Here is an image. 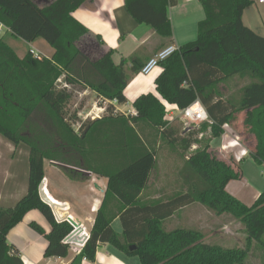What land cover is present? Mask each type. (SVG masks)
Returning <instances> with one entry per match:
<instances>
[{
	"label": "trees",
	"instance_id": "obj_1",
	"mask_svg": "<svg viewBox=\"0 0 264 264\" xmlns=\"http://www.w3.org/2000/svg\"><path fill=\"white\" fill-rule=\"evenodd\" d=\"M86 1L0 0V23L11 36L28 44L42 40L54 50L51 59H39L31 51L19 59L0 37V136L14 146L28 147L26 193L12 207L0 208V264H23L7 234L32 210L50 226L45 233L35 222L29 223L47 242L44 258L68 255L69 246L63 240L73 228L57 222L38 195L45 161L58 165L72 180H85L86 172L107 179L105 198L114 196L119 203L116 212H105L103 206L98 210L89 239L70 264L95 263L102 244L137 257L140 264H245L246 250L208 243L195 229L164 230V221L194 204L215 217L237 220L247 234V245L254 241L262 249L264 264V191L250 207L231 196L226 185L242 179L241 161L210 147L225 126L235 133L239 126L241 134L253 142L248 156L264 165V36L242 21L251 0H200L205 17L197 24L196 39L160 63L162 71L154 81L157 95L139 96L132 104L135 115L131 119L114 120L110 106L105 110L111 111L109 117L82 123L76 114L72 120L66 118L72 86L83 84L99 98L123 105L131 75L142 68L137 59L131 60L128 72L124 61L116 65L101 37L73 18ZM124 3L137 24L151 27L163 41L171 42L167 9L177 0ZM230 79L233 84H246L224 95L220 87ZM162 101L179 110L199 101L208 118L184 127L183 135L180 128L167 126ZM38 114H43L44 125L52 124L53 131L32 123ZM141 121L159 129L156 140L142 138L134 126ZM201 127L210 132L203 144ZM156 143L159 148L164 144L174 148L184 160L177 169L180 191L166 201L141 205L139 195L158 169ZM194 146L198 147L187 155ZM115 217L121 233L111 228Z\"/></svg>",
	"mask_w": 264,
	"mask_h": 264
},
{
	"label": "crops",
	"instance_id": "obj_2",
	"mask_svg": "<svg viewBox=\"0 0 264 264\" xmlns=\"http://www.w3.org/2000/svg\"><path fill=\"white\" fill-rule=\"evenodd\" d=\"M124 1L87 0L72 16L93 35L101 37L105 50H112L114 63L119 65L120 62L124 61L127 72L131 68L132 59H137V66L141 67L159 50L168 45H175L179 48L184 44L194 41L197 34V24L205 17L200 0H177L175 6L167 9V16L172 27V39L168 43L157 36L151 27L137 24L127 12ZM242 21L246 27L257 35L264 36V2L260 3L259 0H251V5L243 12ZM1 37L15 53V47H18L19 43H23L29 47L28 49L33 51L34 54L37 53L36 49L32 47L34 45L42 49L50 57L54 53V50L42 40L28 44L22 40L15 39L9 31H4ZM16 55L19 59L24 57V55L20 56L17 53ZM115 57H117V61L114 60ZM161 71L162 69L159 68V70L146 77L139 76V73L131 75L124 92L127 102L123 105L117 104V112L126 111V117L129 115L134 116L133 113L135 111L132 104L139 96L147 93H152L156 96L154 81ZM231 81L230 79L228 84H223V88L220 87L224 95H229L235 89L238 90L246 84L245 81H240V84L239 82L233 84ZM161 103L167 104L163 101ZM167 105L169 108L174 107L169 104ZM173 114L174 112L170 113V115ZM96 118L98 117L91 118V120ZM223 130L224 133L220 138L211 140L210 147L218 148L222 153L231 154L236 162L243 161L248 157L247 149L238 144L236 147L235 144L237 142L230 140L235 137L234 131L230 127L225 126ZM152 146L154 147L153 143ZM155 148L157 152V164L158 159L163 158L162 160L168 166V169L165 170L166 175L171 174L173 187L177 186L179 188L177 169L180 165L175 151L165 144L159 148L158 143H156ZM195 149L196 147L194 146L191 151ZM45 162L44 190L54 204L62 206L58 210L59 215L69 216L86 232L90 233L96 214L102 206L105 212H116L117 207H119L118 200L114 196L105 198L107 179L94 174H90L89 176L85 174L86 179L83 181L72 180L58 165L50 162H48V167L51 171L49 174H46ZM164 176L165 174L161 172L158 165V169L154 176L150 178L148 186L140 193L138 204L152 205L157 200L166 201L171 196L173 192H169V190L165 191L166 188L164 187L169 185L165 184V182L163 184L162 179ZM25 178L27 179V172L25 173ZM233 182L235 181H231L226 185V191H228L229 185H232ZM16 193L13 191L10 193L0 191V208L12 207L20 198L17 197ZM22 194L24 195V191ZM233 195L236 196L235 194ZM258 196L259 193L256 192L252 197L253 200L255 201ZM197 205L194 204L181 210L180 213L183 212V214L189 211L182 217L180 213H177L172 218L164 221L162 223L164 230L182 228L195 229L201 232L202 216L203 214L207 215L208 212L204 208L196 207ZM199 207L202 206L200 205ZM31 222L38 224L45 233L50 231V226L43 216L38 211L32 210L7 234L8 243L18 251L23 264H70L78 252L72 246L69 247L68 255L65 258H44L43 254L47 242L41 235L29 228V223ZM111 228L116 233H121L122 228L118 217L112 220ZM82 264H140V262L137 257H128L113 246L102 244L97 247L95 263L83 261Z\"/></svg>",
	"mask_w": 264,
	"mask_h": 264
},
{
	"label": "rangeland",
	"instance_id": "obj_3",
	"mask_svg": "<svg viewBox=\"0 0 264 264\" xmlns=\"http://www.w3.org/2000/svg\"><path fill=\"white\" fill-rule=\"evenodd\" d=\"M1 37V36H0ZM42 42V41H40ZM18 47H15L16 53L20 56L26 55L30 50L26 45L23 43H19ZM36 49L37 53L33 54L34 57H38L39 59H51V57L46 54L42 49L37 46H32ZM14 51V50H13ZM32 52V51H31ZM15 53V54H16ZM113 58V57H112ZM117 61V57L114 58ZM62 78V77H61ZM62 81V80H60ZM234 83V82H233ZM59 88L62 86V83H57ZM87 90L85 93L84 91ZM72 92V98L68 102L65 107L66 118L72 120V116L76 114V117L79 122H86L91 120V117L98 116L96 119H101L105 117H109L111 111L105 112V110L112 106V114L114 116V120L117 118L128 119L132 117L129 115L126 117V111L117 112V103L109 102L107 100H103L99 98L93 91L86 89L83 84L77 83L76 85L70 88ZM165 116L164 121H166L167 126L178 127L181 130L186 127L184 121L181 120L180 115L177 111L172 109L166 110L164 104ZM99 107H103L104 111L100 112L98 109ZM167 112V113H166ZM171 112H174L173 115H170ZM91 116V117H90ZM94 119V120H96ZM44 116L43 114H38L37 117L32 118V123L34 122L37 125H44L43 121ZM46 120V119H45ZM47 121V120H46ZM47 124H50L48 121ZM139 125H134L135 128L140 131L142 138H147V140H156L157 134L159 133V129L154 128L153 126L149 125L145 121H141ZM48 129L54 130L52 124L51 125H44ZM193 126V125H191ZM74 130V127H73ZM196 132L197 129L195 130ZM233 131V130H232ZM238 133L234 132V138H229L230 140H235L237 142L235 146L238 144L241 147L253 148V142L251 138L249 139L246 135L243 136L241 134V127L237 126ZM202 138V144L207 143L210 139V132L208 128L200 129ZM28 135V132L25 131L24 134ZM182 134L184 135V131L182 130ZM241 135V136H240ZM56 135H54L55 137ZM157 136V137H156ZM239 138H238V137ZM30 138V135H28ZM146 140V139H145ZM165 140V139H164ZM242 140V141H241ZM250 140V141H249ZM200 146V145H199ZM198 146H196L197 148ZM237 147V146H236ZM172 148V147H170ZM193 148V147H192ZM192 148L188 151L187 155L193 153ZM174 149V148H173ZM172 149V150H173ZM175 150V149H174ZM173 150V151H174ZM228 151V150H227ZM27 156H28V147L26 145L19 144L18 146H14L11 143H8L7 140L3 139L0 136V191L10 192H17V197L21 199L26 193V178L25 173L27 172ZM163 158L158 159V165L160 166L161 172L165 174L162 181L163 184L169 185L165 191L173 192L171 195L178 193L180 190L177 186L173 187V178L170 176L171 174L166 175L167 163L162 160ZM179 165L184 161L182 157L178 156ZM48 161L45 162V170L46 174H49L51 171L48 167ZM166 167V168H164ZM239 169L241 171L242 179L235 181L232 185L228 187V193L238 199L241 203L245 206L250 207L253 203V195L258 192L259 194L264 191V165L256 164L250 156L246 157L243 161H241L239 165ZM165 172V173H164ZM8 173V174H6ZM237 191V192H235ZM235 194L236 196H234ZM14 195V194H13ZM21 195V196H20ZM23 195V196H22ZM18 199V200H19ZM198 204L196 207H199ZM189 211H186L185 214L180 213V216H184ZM201 232L205 237V241L208 243L219 244L226 248H239L247 251V257L245 260V264H263V253L262 249L258 244L254 241L247 245V234L244 231L243 226L234 218L232 217H215L212 213L203 214L202 216V223H201ZM264 241V236H263Z\"/></svg>",
	"mask_w": 264,
	"mask_h": 264
},
{
	"label": "built area",
	"instance_id": "obj_4",
	"mask_svg": "<svg viewBox=\"0 0 264 264\" xmlns=\"http://www.w3.org/2000/svg\"><path fill=\"white\" fill-rule=\"evenodd\" d=\"M259 2L262 3L264 2V0H259ZM4 31H7V30L0 23V36L2 35ZM177 50L178 48L175 45H168L164 47L163 49L159 50L152 58H150L142 66L138 75L143 76V77L150 76L155 71L159 70V68H161L160 67L161 62L165 61L172 54L177 52ZM32 53L34 54L33 51ZM59 83H61V81H59ZM113 102L116 103L115 101ZM165 106H167L166 107L167 111L168 109L177 111L180 115L181 120L184 121V123L186 124L185 125L186 127L203 123L208 118L204 107L199 101H195L194 103H192L190 106H188L184 110H179L176 106H174L173 108H169L167 104H165ZM98 109L100 110V112L104 111L103 107H99ZM133 115H135V112L133 113ZM95 117H98V116H95ZM88 239H89V232H86L82 227H81V231L80 230L76 231L73 228L72 232L69 235H67V237L63 240V243L67 244L69 247L71 246L74 247L76 251L79 252L84 247Z\"/></svg>",
	"mask_w": 264,
	"mask_h": 264
},
{
	"label": "water",
	"instance_id": "obj_5",
	"mask_svg": "<svg viewBox=\"0 0 264 264\" xmlns=\"http://www.w3.org/2000/svg\"><path fill=\"white\" fill-rule=\"evenodd\" d=\"M86 175H90V173H85ZM38 195L40 200L46 204L47 206H49V208L52 211V214L55 218V220L57 222H68L76 231L80 230L81 231V227L78 223H76L74 220H72L69 216H61L58 213V210L62 208V206L58 205V204H54V202L47 196L45 190H44V181L42 180V182L40 183L39 187H38ZM130 250L134 249V246H130L129 247Z\"/></svg>",
	"mask_w": 264,
	"mask_h": 264
}]
</instances>
